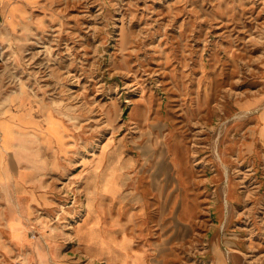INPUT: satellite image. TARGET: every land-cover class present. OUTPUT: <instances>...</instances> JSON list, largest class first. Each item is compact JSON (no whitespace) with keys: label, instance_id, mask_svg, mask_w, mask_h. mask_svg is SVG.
I'll return each mask as SVG.
<instances>
[{"label":"rangeland","instance_id":"obj_1","mask_svg":"<svg viewBox=\"0 0 264 264\" xmlns=\"http://www.w3.org/2000/svg\"><path fill=\"white\" fill-rule=\"evenodd\" d=\"M26 2L0 264H264V0Z\"/></svg>","mask_w":264,"mask_h":264},{"label":"crops","instance_id":"obj_2","mask_svg":"<svg viewBox=\"0 0 264 264\" xmlns=\"http://www.w3.org/2000/svg\"><path fill=\"white\" fill-rule=\"evenodd\" d=\"M26 4V0H0V42L4 41L6 34L11 31L13 32L14 28L19 24V21L24 14ZM9 112H7L8 114L6 116L1 117L0 119L1 178L5 176L3 162L4 154L12 150H6L3 147L4 127L9 126L11 128V132L13 135L11 146L12 148H14L15 146H19L22 143L20 137L16 134V132H20V130H23L26 126L41 132L42 127L44 126L43 121L40 119V117L37 116V112L34 109H32L31 113L35 112L34 118L39 124H28L26 117H28L30 113H26L20 106H17L16 110L11 111V113L13 114L12 116H10Z\"/></svg>","mask_w":264,"mask_h":264},{"label":"built area","instance_id":"obj_3","mask_svg":"<svg viewBox=\"0 0 264 264\" xmlns=\"http://www.w3.org/2000/svg\"><path fill=\"white\" fill-rule=\"evenodd\" d=\"M4 50V45L2 42H0V53Z\"/></svg>","mask_w":264,"mask_h":264},{"label":"bare ground","instance_id":"obj_4","mask_svg":"<svg viewBox=\"0 0 264 264\" xmlns=\"http://www.w3.org/2000/svg\"><path fill=\"white\" fill-rule=\"evenodd\" d=\"M29 119V118H28ZM38 123V122H37ZM226 168V167H225Z\"/></svg>","mask_w":264,"mask_h":264}]
</instances>
